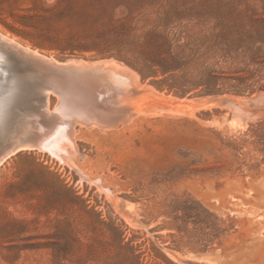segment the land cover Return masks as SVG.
Instances as JSON below:
<instances>
[{
	"label": "rangeland",
	"instance_id": "1",
	"mask_svg": "<svg viewBox=\"0 0 264 264\" xmlns=\"http://www.w3.org/2000/svg\"><path fill=\"white\" fill-rule=\"evenodd\" d=\"M0 33L58 62L116 61L165 107L133 93L109 103L132 119L72 120L82 172L111 196L32 135L53 126L57 74L1 59L0 264H264V0H0Z\"/></svg>",
	"mask_w": 264,
	"mask_h": 264
},
{
	"label": "bare ground",
	"instance_id": "2",
	"mask_svg": "<svg viewBox=\"0 0 264 264\" xmlns=\"http://www.w3.org/2000/svg\"><path fill=\"white\" fill-rule=\"evenodd\" d=\"M0 35H1V33H0ZM0 38H2L5 42V44H3V47L4 46L6 47V49L1 48L2 51H0V60L3 59V61L6 64H9V65L14 64V66L16 67V65H15L16 60H19L21 63L22 60L24 61V59L25 60L27 59V61L29 62V64L31 65L32 68H37V69L42 68V67H44V62H46L48 64H52L53 66H56V63H57L56 60L51 59V58L42 57L43 55L39 56V55H37L36 50L34 51L32 49L33 51H31L27 47H24V46L22 47V45L13 41L12 38L11 39L9 38V40H7V38H5L3 36H0ZM66 62L70 63V67L63 68L62 71H60V73H58V75L56 77L51 76L52 78H50V79H52V82L49 79L47 81L48 83H49V81L52 83V85L55 88L52 90H54L58 96V100H57L58 102H57L56 106L54 105L55 108L52 112H50L48 107H47L48 96H45V98H46L45 99L46 100V109L48 112L47 114L50 116L53 113L52 118H51V122L53 123V126L50 129L43 130V132L38 133V132L34 131V133H32V135H33L34 139L36 141H38V145L41 148L48 149L52 153L56 154L62 163L66 164L68 166L74 167L76 170H78L81 177L87 179L90 182L96 183L98 186H100L102 188V190H104L109 195H111L112 190L103 184L102 177H91V176H87L86 173H83L84 171L82 172L83 166L80 165L78 161H79V159H84L85 154L79 152V150L77 148L76 136H75V131L73 130L72 120L74 118H78V120L81 119L84 123H86V124L89 123L90 127H91V125H96V123H98L99 125H96V126H99V128L101 127L100 125H103L104 123H108V124L112 125V127H113L115 125L113 123V118L115 116L121 117V120H123V121L128 120L131 117L130 114H128V112H130V111L125 110L126 108L123 107V105L118 106L117 105L118 103L116 101L115 102L117 104L113 105L115 103L113 99L115 97L116 98L117 97L127 98L128 95L139 92L135 88L136 84L134 82H136V80L133 77H131V75H129L130 78H132V80L134 79V81H131L130 78L128 77V75L126 74V72L129 73V71L123 70L122 69L123 67L121 68V66H123V65H121L120 63H119L120 66L115 65L117 63L116 61L111 62V63H113V65L109 64L110 61L106 62L103 60L90 63V62L85 61V60L78 61V60L72 59V60H68ZM114 62H116V63H114ZM118 66H119V69L117 68ZM121 70H123L125 72H123ZM126 70H128V69L126 68ZM11 78H13V80H15L16 82L9 89L11 91L17 93V96L19 98H21L22 94L19 92V90H20L21 86H23V85L20 84L18 73L16 71H14L11 75ZM51 83H49V84H51ZM133 84H135V85H133ZM23 87H25V86H23ZM141 89L142 90L145 89V91H147L146 88L142 87ZM147 89H149L148 86H147ZM148 91H150V90H148ZM48 93H49V90H46L45 94L47 95ZM160 93L161 92H159V94L157 92L156 93L147 92V93L141 94V95H138L137 93L136 94L140 97L152 96L151 97L152 98V104L154 105V107H156L158 109L159 108L162 109L164 105L162 106L161 101L164 100V96H162ZM8 95H10V94H8ZM230 98H232V96ZM234 98L236 99V97H234ZM13 99H14V97H13ZM98 99H101L102 103H99ZM131 100H129V101L131 102ZM140 100H143V99H140ZM176 100H178V99H176ZM229 100H231L233 102V99H229ZM36 101H37V99H36ZM112 101L114 102V103H112L113 106H111V104L109 105V103H111ZM185 101H187V100H185ZM121 102H123V101H121ZM228 102L229 101H227V104L225 103L227 105V108L229 107ZM232 102H229L230 106H231ZM210 103H214V102L211 101ZM137 104L136 103L134 105L132 104L133 108H136L134 106L135 105L137 106ZM177 104H179V103H177ZM184 105H186V104H184ZM129 106H131V105H129ZM129 106H128V108H130ZM177 107H178V105H177ZM222 107H223V105H222ZM233 107H234V109L233 108L232 109L235 110V106H233ZM186 109H188V108L186 107ZM237 109L240 110L241 108H237ZM13 110H15V109H13ZM137 110L138 109L136 108L134 111L136 112ZM236 110H235V112L239 111V110H237V111ZM150 111H153V110H150ZM165 111H167V108ZM181 111H179V112L181 113ZM9 112H11V111H9ZM29 112L30 111H28V113ZM162 112H164V110ZM173 112H174V110H173ZM190 112H188V113H190ZM0 113L5 114V112H2V110H1V105H0ZM139 113H142V112L139 111ZM149 113H151V112H149ZM164 113H166V112H164ZM142 114H144V113H142ZM30 117L32 118V116H30ZM33 118H34V116H33ZM4 119H5V117H4ZM130 119H132V118H130ZM32 120H35V119H32ZM1 121H3V119ZM19 121H20V119H19ZM3 122H2V124H3ZM74 123H76V122H74ZM2 124H1V126H4ZM78 124H80V123H78ZM1 126H0V128H3ZM90 127L88 125V128H90ZM112 127H109V128H112ZM104 128H106V127H104ZM43 129H44V127H43ZM1 130L2 129H0V131ZM3 133H1V134H3ZM7 134H9V133H7ZM29 136H31V135H29ZM6 156H7V154H6ZM114 194H115V192H114ZM115 197H117V196H115ZM112 200H114V199H112ZM116 202L118 203V200ZM127 212H128V209H127ZM127 214H129V213H127ZM123 216H125V215H123ZM125 220H126V218H125ZM128 222L130 223V221H128ZM133 222H134V218H133ZM165 251L167 252V250H165Z\"/></svg>",
	"mask_w": 264,
	"mask_h": 264
},
{
	"label": "trees",
	"instance_id": "3",
	"mask_svg": "<svg viewBox=\"0 0 264 264\" xmlns=\"http://www.w3.org/2000/svg\"><path fill=\"white\" fill-rule=\"evenodd\" d=\"M208 77L211 79V89L208 90L209 92H216V91H219V88H215L217 83H218V80L221 78L217 73H215L214 71H209L208 72ZM227 79H234L235 81H237L236 83L234 84H231V90L234 91V92H241L242 90L245 89L246 86H243V85H246L244 84L247 80V77L246 76H236V77H233V76H229L227 77Z\"/></svg>",
	"mask_w": 264,
	"mask_h": 264
},
{
	"label": "water",
	"instance_id": "4",
	"mask_svg": "<svg viewBox=\"0 0 264 264\" xmlns=\"http://www.w3.org/2000/svg\"><path fill=\"white\" fill-rule=\"evenodd\" d=\"M45 63V62H44ZM65 67H70V63H67L66 61L64 62H58L56 63V66H53L52 64H48L47 68L49 70H51V72H53V74H57L60 73V71H62L63 68ZM6 150L3 151V153L5 152Z\"/></svg>",
	"mask_w": 264,
	"mask_h": 264
}]
</instances>
